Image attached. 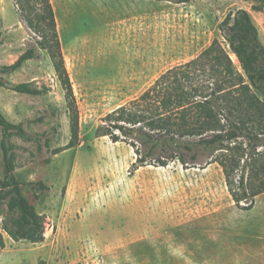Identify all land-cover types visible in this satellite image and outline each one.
<instances>
[{
    "label": "rangeland",
    "instance_id": "obj_1",
    "mask_svg": "<svg viewBox=\"0 0 264 264\" xmlns=\"http://www.w3.org/2000/svg\"><path fill=\"white\" fill-rule=\"evenodd\" d=\"M51 2L79 107V145L66 150L72 133L65 92L48 53L38 50L5 80L29 83L42 95L0 88V112L31 137L11 131L5 138L0 126V179L6 139L24 195L46 217V239L16 242L2 263L264 264V193L245 210L252 202L237 204L218 163L136 169L131 146L97 136L103 117L166 71L199 57L215 40L229 50L221 25L237 11L251 13L264 45V0ZM37 42L14 0H0V67ZM29 182L48 189L37 198Z\"/></svg>",
    "mask_w": 264,
    "mask_h": 264
},
{
    "label": "trees",
    "instance_id": "obj_2",
    "mask_svg": "<svg viewBox=\"0 0 264 264\" xmlns=\"http://www.w3.org/2000/svg\"><path fill=\"white\" fill-rule=\"evenodd\" d=\"M26 26L38 37V48H30L12 65L0 67V88L39 96L42 91L29 83L10 86L5 76L19 71L48 53L65 92L72 140L66 150L79 145L80 113L62 53L56 14L51 0H14ZM223 42L215 40L199 57L174 67L139 97L108 113L100 121L98 137L131 146L137 156L136 169L166 168L180 163L184 169L218 163L224 170L229 190L237 202L251 201L264 193V45L251 13L239 10L221 25ZM231 54L240 62V71ZM5 138L11 131L28 137L23 125L9 122L0 112ZM245 143L246 146H245ZM249 147V148H248ZM5 176L0 179L2 231L13 241L41 244L46 237V217L23 193L10 157L6 139L2 142ZM63 150H55V155ZM201 157H206L202 164ZM240 171L239 180L234 176ZM246 171L250 174L247 175ZM38 192L43 183L29 182ZM40 186L41 188H37ZM0 230V255L6 248Z\"/></svg>",
    "mask_w": 264,
    "mask_h": 264
},
{
    "label": "crops",
    "instance_id": "obj_3",
    "mask_svg": "<svg viewBox=\"0 0 264 264\" xmlns=\"http://www.w3.org/2000/svg\"><path fill=\"white\" fill-rule=\"evenodd\" d=\"M0 230L2 231V220L0 219ZM3 232V231H2ZM4 238H5V243H6V248L4 249V251L2 252V254L0 255V264H3L1 261V258L8 253V249L12 248L13 245L16 243L15 241H13L5 232H3Z\"/></svg>",
    "mask_w": 264,
    "mask_h": 264
}]
</instances>
